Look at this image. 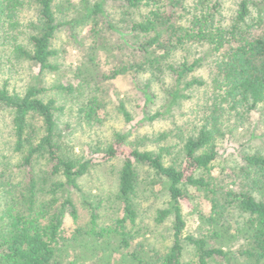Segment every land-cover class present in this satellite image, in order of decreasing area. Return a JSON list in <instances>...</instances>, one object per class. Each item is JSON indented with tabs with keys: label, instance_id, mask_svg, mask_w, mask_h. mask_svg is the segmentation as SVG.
<instances>
[{
	"label": "trees",
	"instance_id": "obj_1",
	"mask_svg": "<svg viewBox=\"0 0 264 264\" xmlns=\"http://www.w3.org/2000/svg\"><path fill=\"white\" fill-rule=\"evenodd\" d=\"M123 2L131 8L145 6L150 9L142 21L133 23L131 27L133 34L145 38L134 46L142 60L131 68L137 73L151 70L153 74H159L166 71L176 77L178 89L169 95L167 112L187 98L183 92L204 85V82L195 79L187 81L203 59L194 62L185 59L179 65L169 63L177 51L187 46L206 45L218 54L214 61L215 101L212 114L205 117L199 134L186 141L185 161L180 167L165 164L163 158L169 152L168 148H161L157 153L127 150L125 136H117L115 142L103 152V163L120 156L124 157V163L119 176L118 200L121 207L115 229L100 227L97 207L89 204L91 229L87 234L96 243L99 261L101 264H113L115 253L107 241L108 235L112 234L118 243L116 252L129 249L118 264H211L223 260L232 264L229 254L222 248H211L204 237L186 234L183 205L191 198L189 189L204 193L218 216L229 212L231 207L247 215L245 226L237 230V235L248 236V244L252 248L249 254L257 262L263 260L264 201L257 200L246 191L222 192L212 174L218 158L217 141L224 135L219 125V113L236 111L244 115L260 105L264 108V32L253 36L255 27L258 29L264 25V0H242L234 24L229 27L216 20L213 13L218 10L217 4L206 12L207 0H196L194 9L188 14L185 0ZM27 10L32 11L33 19L25 23L21 19ZM85 10L83 18L60 23L54 0H0V34L9 42L12 57L39 67L36 79L39 80L47 72L57 70L53 64L57 53L52 48L57 32L62 27L73 28L103 14L104 2ZM177 10L187 17H177ZM121 74L122 70H116L111 78ZM182 85L185 91L179 88ZM54 90L73 92L72 87L64 86L55 87ZM141 92L147 107L155 102V96L148 87ZM45 93L46 89L37 85L29 87L23 94L10 92L6 86L0 87V111L13 113L15 148L22 154L20 169L25 173V182L18 191L17 186H7L3 174L0 177V200H4L6 206L4 212H0V264L81 262L77 259L61 260L59 253L66 215L70 214L75 222L79 219L72 193L81 191L78 180L85 177L94 164L93 160H82L69 154V146L61 135L57 118L63 108L53 99L45 100ZM122 111L126 121L130 122L131 116L124 106ZM86 113L91 120L95 108L88 106ZM160 117L162 113L146 114L145 120L155 121ZM34 120L42 123L41 135V129L32 123ZM244 161L247 169L243 170V174L247 175L250 189L254 191L264 187V156L249 155ZM42 164L43 168L40 167ZM137 165L150 167L165 180L168 188L169 208L158 213V221L161 223L173 218V243L163 254L131 250V234L127 231V224H134L138 216L135 201ZM42 196L49 198L44 201ZM211 218L210 221L216 224L212 221L216 219ZM189 247H193L195 258L185 262L183 258Z\"/></svg>",
	"mask_w": 264,
	"mask_h": 264
},
{
	"label": "rangeland",
	"instance_id": "obj_2",
	"mask_svg": "<svg viewBox=\"0 0 264 264\" xmlns=\"http://www.w3.org/2000/svg\"><path fill=\"white\" fill-rule=\"evenodd\" d=\"M241 1L207 0L206 12L217 4L218 10L213 13L216 20L229 27L234 24ZM100 2H104L103 14L73 28L62 27L57 32L52 42V48L57 53L53 59L57 70L47 72L39 80H36L39 67L12 57L9 42L0 34V87L6 86L10 92L20 94L34 85L45 88V100L53 99L63 108L57 118L61 135L68 143L69 154L82 160H93L94 165L89 173L78 180L81 191L72 193L79 219L75 222L70 214L66 215L59 253L61 260L77 259L81 261L80 264H101L96 243L87 234L91 229L89 204L97 207L98 224L102 228L114 230L120 216L118 186L124 157L103 163V152L115 142L117 136H125L127 150L157 153L161 148H168L169 152L163 158L165 164L180 167L185 161L186 141L199 134L205 117L212 114L215 101L214 61L218 54L206 45L187 46L177 51L169 61L179 65L185 59L189 62L203 59L187 81L195 79L204 82L203 86L187 91L183 85L179 87L185 91L183 93L187 98L170 112H167V102L169 95L178 89L176 77L166 71L159 74H153L151 70L137 73L131 68L142 60L134 46L145 40L143 36L133 34L131 27L148 15L149 8H131L123 0H54L57 20L64 23L81 19L86 15V7H93ZM185 2L188 14L194 9L196 0ZM175 14L177 17H187L182 11L177 10ZM32 15V11L27 10L21 20L28 23L33 19ZM263 32L264 25L258 29L255 27L253 36ZM116 70H122L123 74L111 78ZM58 86L72 87L73 92L54 90ZM146 87L155 96V102L148 107L141 92ZM90 105L95 108L91 120L86 113ZM122 106L130 114V122L126 121ZM156 113H162V117L155 121L145 120L146 114ZM219 114V125L224 135L217 141L218 158L212 174L219 189L235 193L246 191L257 200L264 201V187L252 191L247 175L243 174V170L247 169L244 161L246 156H264L263 106L244 115L236 111ZM32 123L41 129V135V121L34 120ZM15 144L13 113L2 110L0 177L3 174L7 186H17L18 191L25 182V173L20 169L22 154L16 151ZM136 170L138 189L135 201L138 216L134 224H127V231L131 234V250L166 253L173 243V218L161 223L158 221V213L169 208L166 182L148 166L137 165ZM189 195L190 200L183 205L187 235L204 237L209 247L222 248L229 254L232 264H264V259L257 262L249 254L252 248L248 244V236L237 235V230L244 228L247 215L231 207L229 212L218 216L204 193L189 189ZM48 198L42 196L44 201ZM5 209L4 200H0V212ZM210 218L217 223H212ZM107 241L115 253L112 262L118 264L129 249L116 252L118 243L112 234L108 235ZM194 255L193 247H189L183 260H194ZM211 264L227 263L223 260Z\"/></svg>",
	"mask_w": 264,
	"mask_h": 264
}]
</instances>
